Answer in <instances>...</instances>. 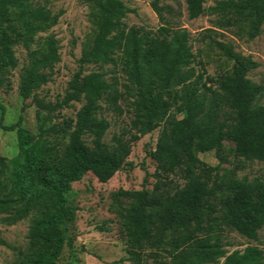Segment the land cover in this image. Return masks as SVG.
<instances>
[{
  "label": "trees",
  "instance_id": "16d2710c",
  "mask_svg": "<svg viewBox=\"0 0 264 264\" xmlns=\"http://www.w3.org/2000/svg\"><path fill=\"white\" fill-rule=\"evenodd\" d=\"M84 1L90 8L94 33L65 96L53 106L37 97V91L51 80L46 72L61 60L55 39L47 41L46 52L33 58L20 77V96L25 101L32 99L40 109L62 110L75 103L83 104L75 120L65 119L51 127L54 134L68 139L62 156H55L57 146L44 140L42 126L39 139L23 126L22 118L6 127L18 138L19 154L11 161L17 199L1 196L8 187L0 183V215H11L8 220L15 224L34 210L44 214L31 227L30 250L21 264H58L68 227L75 220V212L66 200L72 184L80 182L88 172L100 183H108L130 156L132 141L138 139L135 136L125 141L116 136L113 148L104 142L110 125L95 117L96 109L106 102L122 114V95L103 74L86 73L91 64H115L120 49H124L132 66V78L140 88L132 126L142 135L160 128L156 151L151 152L158 164L156 187L152 195L147 188L134 195L128 257L120 262L148 264V259L172 236L170 244L176 253L173 261L155 259L153 264H216L221 259L223 264H264V252L259 247L229 254L221 236L231 231L257 241L264 229V176L237 177L246 169V163H264V77L261 83L249 78L252 71L264 66L236 54L232 46L221 45L234 63L214 89L204 81V68L193 67L196 58L189 33L165 20V8L157 1L152 3L161 21L156 31L136 27L127 31L123 20L133 11L122 0ZM205 3L206 0H186L191 20L206 13ZM210 12L218 16L216 25L220 29H236L235 36L241 35L249 18L253 23L246 32L248 39L264 33V0L222 1ZM58 18H35L29 11V0H0V71L17 67L10 42L19 43L45 32L57 24ZM15 22L21 23L23 29L12 41L8 29ZM142 64L152 69L158 81V90L152 97L146 95ZM173 108L182 114L181 119L170 115ZM37 119L40 121L39 112ZM86 135L92 137V146L84 140ZM228 138L235 145L238 160L232 179L235 194L231 200L218 201L220 185L213 177L216 169L201 161L197 151L215 150L220 156ZM4 162L0 158V165ZM170 175H180L184 186H173ZM36 184L39 187L35 188ZM217 212L218 216L213 217ZM216 220L221 234L213 235Z\"/></svg>",
  "mask_w": 264,
  "mask_h": 264
},
{
  "label": "rangeland",
  "instance_id": "374dc122",
  "mask_svg": "<svg viewBox=\"0 0 264 264\" xmlns=\"http://www.w3.org/2000/svg\"><path fill=\"white\" fill-rule=\"evenodd\" d=\"M133 12L123 20L124 27L131 29L145 28L156 31L161 21L152 7L157 1L165 8L163 16L176 28L185 29L190 35V45L196 62L193 67L204 68V81L217 88L220 79L231 72L233 61L229 59L222 46H232L234 52L241 57L250 58L264 66V33L249 40L246 32L251 29L253 19L249 18L244 24L240 36H235L236 29H220L216 23L218 16L210 12L219 2L227 0H206V13L191 20L188 16L186 0H122ZM29 11L34 17L42 16L52 19L58 16V22L45 32H38L33 37L19 43H9L17 61L15 69L7 68L0 71V158L5 162L0 165V183L7 185L8 190L1 196L17 199L13 193V167L11 161L18 156L19 146L17 133L6 130V127L17 123L22 118L23 126L39 139L40 126L43 127L44 140L57 146L56 155L62 156L68 144V139L56 135L51 127L61 124L65 119H76L83 104L75 103L65 109H40L32 99L25 101L19 93L20 77L23 69L30 66L35 57L46 52L47 41L55 39L58 42L60 62L46 73L51 80L37 91V97L45 104L55 105L68 91L71 81L80 69L79 60L87 43L92 39L94 27L90 22V8L84 0H29ZM23 29L21 23H13L8 29L13 41L16 32ZM1 40V35H0ZM0 49V58H1ZM116 62L113 65L91 64L86 67V73L99 72L112 85L113 89L122 95L119 106L122 114L101 102L96 109L95 117L105 119L110 127L105 134L104 142L110 147L115 146V137L120 136L125 141L135 136L138 139L131 143L132 151L121 170L106 184H102L88 172L84 178L72 184V189L66 194L68 206L75 212V220L70 223L67 241L58 264H131L124 261L128 257L130 232L133 227L130 216L135 206L136 192L147 188L152 195L156 187L157 162L151 156L156 151L159 141L160 128L152 133L142 135L133 126L132 120L140 88L132 78V66L128 64L124 49L117 51ZM145 75L146 95L152 97L158 90V81L151 74L152 69L144 64L140 66ZM264 68L252 71L249 78L261 83ZM180 89V88H177ZM199 97H202L199 94ZM40 113V121L37 113ZM170 115L182 118L175 108ZM229 131V129L227 130ZM84 140L92 146V137L86 135ZM197 157L216 170L213 173L220 189L217 200H231L234 197L232 179L238 163L235 156V145L231 139L223 143L220 156L216 151L200 153ZM54 158V157H53ZM197 175V174H196ZM248 176L250 179L264 176V163H246V169L238 172L237 177ZM169 180L176 187H183L185 180L180 176L170 175ZM39 187L38 184L34 186ZM44 214L38 210L30 213L29 217L12 224L8 219L11 215H0V264H21L24 255L30 250L29 234L31 227ZM218 212L213 215L217 217ZM215 221L213 235L221 234ZM225 249L229 254L244 251L248 247L257 246L264 252V229L259 232L257 241L242 237L236 232L222 233ZM172 236L166 239V244L148 259L153 264L155 259L171 263L175 256L170 244ZM157 255V256H156ZM221 259L216 264H223Z\"/></svg>",
  "mask_w": 264,
  "mask_h": 264
}]
</instances>
